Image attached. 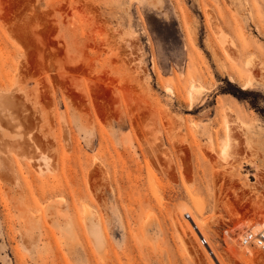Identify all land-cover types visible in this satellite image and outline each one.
<instances>
[{
  "label": "rangeland",
  "instance_id": "1",
  "mask_svg": "<svg viewBox=\"0 0 264 264\" xmlns=\"http://www.w3.org/2000/svg\"><path fill=\"white\" fill-rule=\"evenodd\" d=\"M181 208L264 264V0H0V264H212Z\"/></svg>",
  "mask_w": 264,
  "mask_h": 264
},
{
  "label": "bare ground",
  "instance_id": "2",
  "mask_svg": "<svg viewBox=\"0 0 264 264\" xmlns=\"http://www.w3.org/2000/svg\"><path fill=\"white\" fill-rule=\"evenodd\" d=\"M244 89H246L247 88V86H245V87H243ZM189 90H190V97H189V105H193V103H194V100H195V96H197V93L199 92L198 91V88L197 87H195V86H191V88H189ZM200 93V92H199ZM199 93H198V95H199ZM190 106V107H191ZM227 144V143H226ZM225 148L224 149H222L223 151L221 152L222 153V155L224 156L225 154H227V150L228 149H226V147H228V146H224ZM226 150V151H225ZM226 152V153H225ZM226 156V155H225ZM198 210V209H197ZM198 212V211H197ZM190 214H191V216H190ZM186 215H189L191 218H192V220H193V222L196 224V226H197V228H198V230H199V233L201 234V235H203L205 238L206 237H209L210 235H209V233H210V226H209V224H208V222H207V220L205 219V218H203V217H200V215L198 216V214L197 213H195V212H193V211H191V208H181L180 210H179V212H178V214L176 215V221L179 223V226H180V229H181V231H182V233L184 234V235H187V232L189 231V227H188V224L187 223H185L186 221H185V216ZM184 219V223H181V220L180 219ZM177 223V224H178ZM184 225H185V227H184ZM190 226V225H189ZM191 228V227H190ZM187 229H188V231H187ZM243 229H244V232H246V231H248V232H251V233H254V234H256V233H259V232H261V231H263L264 230V222H262V223H253V224H251V225H249V224H244L243 225ZM191 230V229H190ZM190 233L192 232V231H189ZM188 232V233H189ZM194 233V232H193ZM195 234V233H194ZM196 235V234H195ZM241 235V234H240ZM193 236V235H192ZM237 236H238V234H237ZM237 236L235 237V239L237 238ZM198 239V238H197ZM207 239V238H206ZM231 239V238H230ZM233 242V241H232ZM233 244V243H232ZM231 244V245H232ZM238 245V244H237ZM210 248H211V250H212V252L214 253V255H215V258L217 259V262L219 263V264H226V262L225 261H223L222 259H221V257L218 255V253H217V251L215 250V248L214 247H212V245H210ZM257 250L258 249H260V248H256ZM239 250V249H238ZM237 250V251H238ZM255 250V249H254ZM254 250H252L251 248H242L241 247V250H239V252H237V253H234V256L236 255V257H238V259H243L244 261L246 260V259H249L250 258V256L252 257V254H253V252L252 251H254ZM261 250V249H260ZM241 251V252H240ZM259 251V250H258ZM206 254H207V252L206 251H204ZM255 252H256V250H255ZM254 255V254H253ZM207 256H208V258H210L209 257V255L207 254ZM240 257V258H239ZM254 257V256H253ZM210 261H211V263L212 264H216V262L212 259V258H210Z\"/></svg>",
  "mask_w": 264,
  "mask_h": 264
},
{
  "label": "built area",
  "instance_id": "3",
  "mask_svg": "<svg viewBox=\"0 0 264 264\" xmlns=\"http://www.w3.org/2000/svg\"><path fill=\"white\" fill-rule=\"evenodd\" d=\"M185 220L189 223L191 229L196 234L199 245L207 252L209 257L212 258L216 262V264H219L217 262V259L215 258L214 253L212 252L210 248V244L208 240L199 233V230L196 224L193 222L192 218L189 215H186ZM227 232L228 231L225 230L223 235L224 236L227 235ZM222 243H223L222 244L223 247L225 248L226 243L223 240H222ZM238 243H239V246L242 248H251V249L260 248L261 250L264 251V230L256 234L246 231L239 236Z\"/></svg>",
  "mask_w": 264,
  "mask_h": 264
}]
</instances>
